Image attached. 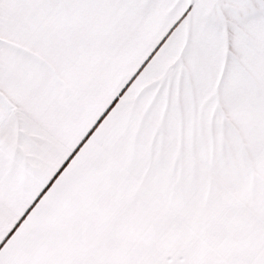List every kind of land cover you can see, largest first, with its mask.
Listing matches in <instances>:
<instances>
[{
  "label": "snow or ice",
  "instance_id": "obj_1",
  "mask_svg": "<svg viewBox=\"0 0 264 264\" xmlns=\"http://www.w3.org/2000/svg\"><path fill=\"white\" fill-rule=\"evenodd\" d=\"M0 264H264V0H0Z\"/></svg>",
  "mask_w": 264,
  "mask_h": 264
}]
</instances>
